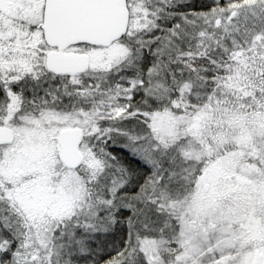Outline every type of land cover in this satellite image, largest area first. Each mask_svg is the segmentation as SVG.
I'll use <instances>...</instances> for the list:
<instances>
[{"label":"snow or ice","instance_id":"6c2138e0","mask_svg":"<svg viewBox=\"0 0 264 264\" xmlns=\"http://www.w3.org/2000/svg\"><path fill=\"white\" fill-rule=\"evenodd\" d=\"M0 264H264V0H0Z\"/></svg>","mask_w":264,"mask_h":264}]
</instances>
